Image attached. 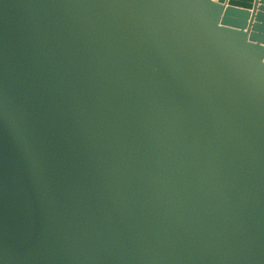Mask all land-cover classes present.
<instances>
[{
    "label": "water",
    "instance_id": "1",
    "mask_svg": "<svg viewBox=\"0 0 264 264\" xmlns=\"http://www.w3.org/2000/svg\"><path fill=\"white\" fill-rule=\"evenodd\" d=\"M0 264H264V0H0Z\"/></svg>",
    "mask_w": 264,
    "mask_h": 264
}]
</instances>
